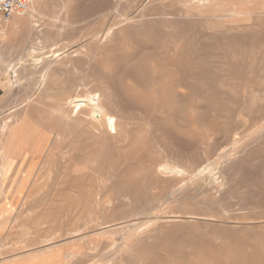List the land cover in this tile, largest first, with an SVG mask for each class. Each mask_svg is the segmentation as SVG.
Returning <instances> with one entry per match:
<instances>
[{
	"label": "rangeland",
	"instance_id": "obj_1",
	"mask_svg": "<svg viewBox=\"0 0 264 264\" xmlns=\"http://www.w3.org/2000/svg\"><path fill=\"white\" fill-rule=\"evenodd\" d=\"M255 1L29 0L32 18L9 37L0 29V136L22 117L46 128V164L68 165L83 183L26 188L2 232L10 245L36 237L43 219L41 245L77 252L53 264H264V0ZM74 90L97 95L106 113L65 115ZM2 250L5 264L40 255Z\"/></svg>",
	"mask_w": 264,
	"mask_h": 264
},
{
	"label": "bare ground",
	"instance_id": "obj_2",
	"mask_svg": "<svg viewBox=\"0 0 264 264\" xmlns=\"http://www.w3.org/2000/svg\"><path fill=\"white\" fill-rule=\"evenodd\" d=\"M211 1L213 2V0H198V2L201 4H206ZM254 2L256 1L254 0ZM34 9H35V4L33 6H29L26 13L14 14L9 19L10 21L8 20V23L6 22L7 24H3L0 26V29L8 32V37H9L10 34L14 30L26 24V22L30 18H32L31 14ZM227 11L231 13L237 12L234 9H229ZM237 14H240V13H237ZM51 65H52V62H48L46 66L47 71L50 69ZM81 97L82 96L79 95V93H77L76 90H74L71 93V95H69V97H67L64 100L66 107L60 106L59 109L61 110L63 109L64 110L63 112L65 115L73 116L76 114H82L84 112V109H86V106H88L89 107V117L92 119H98L101 116V114L105 112L104 104L103 102H101V100L97 98L98 97L97 95H95V97H93L92 95L91 96L87 95L85 96L87 100H82ZM81 101H85L86 105H82ZM106 111H107V108H106ZM9 137H11L13 141L12 143H10V147L7 148L6 147L7 144L5 142H7V139ZM50 142H51V137L47 129L42 128L41 126L29 127L27 125L25 117L17 118L11 125L6 124L0 136V144H1L0 145V156H2V161H0V198L5 200V204L0 209V216H4L3 219H0V247L2 249L3 248L9 249L13 253L12 258H17L19 255H25V254L27 255L29 252L40 253V255L35 257V259H32L31 262H29V264H53V263H57L61 261V259L64 258V256H66V259H69L77 255V252L75 251H67L66 253H63L62 251L50 250V248L52 247H49V245L48 246L41 245V242L46 243V241L50 240V239H46L45 237H43V235H41V232H44L48 228V226L46 225H50L51 221L49 222V221H45L42 219L39 222H37L38 228L36 229L35 233L36 234L38 233V235L36 237L33 235L24 237L23 240H26L25 241L26 244L22 247H16V246H13L12 244L10 245L12 238L10 236H6V237L2 236V232L6 228L7 222L12 218V215L15 210L14 206L16 204H13V202L15 201V199L19 201L22 198L23 196L22 193H24V190L26 188H49V187L50 188H80L82 186L83 182L81 181L80 178L78 179V177L80 176H77L76 174H74L70 170L68 165L63 164L61 167L59 166L58 168L54 169L53 167H49L48 164H46L52 159L51 157L48 156L51 150ZM21 153L22 155L25 154L23 163L27 162L28 159L31 160L24 174H20L21 173L20 171L19 172L15 171L16 162H17L16 156ZM46 153L48 154L43 159ZM3 158L7 159L6 162L3 161L4 160ZM38 159L39 161L37 162ZM165 169H167L168 171L174 170L173 168H170V167H166ZM88 172H90V170ZM69 178L73 179L71 183L67 182ZM100 182L102 183L100 177H96V181L94 180V182L91 181V183H94L95 188H99ZM91 189H92V186H91ZM79 194L83 196V194L81 193ZM86 201L88 202V200ZM58 202H61V201H58ZM43 206L44 204L42 200L41 205L39 207H43ZM69 206L67 207L70 208ZM57 209H60V205L59 207H57ZM58 212L59 211H55V212L49 211L48 212V211L42 210L39 213V216H41V218H44L46 216H51L53 214L59 215ZM85 216H86V212H85ZM18 224H19L18 230L29 233L28 228L23 221H20ZM51 239L53 238L51 237ZM47 249L49 251H47ZM2 255H4L3 250L0 251V264H5L6 259L4 260V258L1 257ZM92 264H101V263L97 262V263H92Z\"/></svg>",
	"mask_w": 264,
	"mask_h": 264
},
{
	"label": "built area",
	"instance_id": "obj_3",
	"mask_svg": "<svg viewBox=\"0 0 264 264\" xmlns=\"http://www.w3.org/2000/svg\"><path fill=\"white\" fill-rule=\"evenodd\" d=\"M29 0H0V20L8 21L14 14L25 13Z\"/></svg>",
	"mask_w": 264,
	"mask_h": 264
}]
</instances>
